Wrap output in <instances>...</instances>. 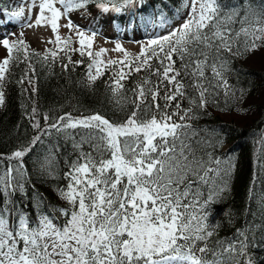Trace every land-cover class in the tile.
Here are the masks:
<instances>
[{"label": "snow or ice", "instance_id": "snow-or-ice-1", "mask_svg": "<svg viewBox=\"0 0 264 264\" xmlns=\"http://www.w3.org/2000/svg\"><path fill=\"white\" fill-rule=\"evenodd\" d=\"M137 2L22 0L15 10L0 12L9 22L24 21L27 28L50 26L55 39L47 43L56 49L31 53L49 69L58 58L63 69L71 70L88 57L89 86L111 72L106 82L111 101L123 113L121 119L98 111L43 113L42 125L32 108L35 135L10 155L0 154V264H257L244 230L237 229L231 240L214 239L219 225L211 220L212 205L227 191L226 177L234 165L206 150L212 145L193 121L221 94L242 98L229 83L231 61L264 47V5L183 0L173 17L161 14L158 22H147L163 29V35L155 33L135 55L116 43L113 51L123 57L107 60L102 56L108 49L93 50L96 31L88 34L70 16L87 12L90 4L119 13ZM185 12L183 22L173 26ZM62 17L66 24L60 23ZM61 27L69 29L68 36L59 35ZM21 37L23 32L16 40L0 38L7 53L0 59V105L13 60L27 64L18 81L31 85L24 91H36L29 45ZM72 53L81 59L73 61ZM133 75L139 79L129 89ZM53 131L71 147L64 160V184L55 188L61 206L50 205L31 184L25 163ZM64 146L53 144L40 162L53 179L61 178L56 157Z\"/></svg>", "mask_w": 264, "mask_h": 264}, {"label": "trees", "instance_id": "trees-1", "mask_svg": "<svg viewBox=\"0 0 264 264\" xmlns=\"http://www.w3.org/2000/svg\"><path fill=\"white\" fill-rule=\"evenodd\" d=\"M181 1L139 2L138 0L134 6L125 7L119 13L113 11L105 13L95 4H90L87 12L83 10L75 12L82 19H86L89 26L96 24L103 31H109L123 18H132L130 25L133 28L146 30L148 20H143L144 15L155 18L160 17L161 14L170 16L179 8ZM223 2L227 5L239 6H244L247 2L256 6L264 5V0H223ZM14 6L15 0L12 4L10 0H0V12L4 10L11 12L15 10ZM126 23L127 21L124 22V26ZM33 52L39 51L29 48V60L35 67L32 79L36 91L25 92L24 89L30 88L31 85H21L18 82L27 67L23 62L13 60L10 73L4 81V104L0 105V154L10 155L21 144H27L35 135L30 117L33 107L37 108V119L42 125L43 113L58 116L71 112L76 116L98 111L110 119L122 118L123 113L115 109L106 83L111 72H105L89 86L85 76L87 57L83 58L84 64L77 65L71 70L63 69L62 61L58 58L49 69L48 65L43 63L41 56L31 55ZM250 54L232 59V71L228 75L230 85L237 90V97L242 95V98H226L223 94L219 95L216 97V103L210 102L206 110L197 112L198 118L193 123L200 131L201 137L212 145L206 150L212 152L221 161L230 160L234 165L230 175L226 177L227 191L212 205L211 220L219 225L214 239L231 240L235 237L237 229H242L251 241L249 253L257 264H264V202H262L264 200V66L249 64L246 58ZM13 55L15 56V53ZM71 58L73 61L81 59L79 54L77 56L71 54ZM63 63L67 61L64 60ZM138 79V75L129 77L126 87L132 88ZM184 106H188L187 101L184 102ZM231 113L240 115L241 120H235ZM57 143L65 146L60 149L56 157V167L61 173V178L53 179L41 170L40 162L43 161L49 148ZM70 151V143L53 131L25 158L31 184L43 193L50 205L61 206L64 203L58 197L55 188L64 184L62 179L65 170L64 160ZM220 167L227 168V164L222 163ZM253 182H255L253 195L250 196L249 189L253 188ZM29 192L31 193V189ZM252 244L257 246L253 247Z\"/></svg>", "mask_w": 264, "mask_h": 264}, {"label": "rangeland", "instance_id": "rangeland-1", "mask_svg": "<svg viewBox=\"0 0 264 264\" xmlns=\"http://www.w3.org/2000/svg\"><path fill=\"white\" fill-rule=\"evenodd\" d=\"M11 4L14 2V0H10ZM22 3V0H15V6L14 8H18ZM183 3V0L181 1L179 8H181V5ZM25 16L28 15L27 12V5L25 4ZM59 7V5H57ZM39 12V8L36 7L32 10L31 14V20L34 21L36 19V15ZM176 12V11H175ZM175 12L168 16L173 17ZM187 13L185 12L179 19H175L173 21V26L179 25L183 22L184 15ZM71 19L74 22V24H78L81 26V29L88 32V34L91 33L92 30L96 31V36L94 37L93 41V50H98L99 48L103 47L108 49L109 51L105 54H103L102 59L107 60L109 58H117L123 57L122 52L113 51L115 48L116 43H120L124 49H126L130 54L135 55L139 52L140 47L142 44H145L148 39L152 38L155 33L164 34V30L160 28H153L150 23L147 24L146 27H148L146 30H140L138 28H133V26L130 25V22L132 21V18H123L117 25L112 26V28L109 31H103L100 27H97L96 24L90 25L89 22L85 19H82L75 11L70 13ZM147 19L148 21H157L159 20V17L154 16H143V20ZM154 19V20H153ZM127 21L126 25L124 26V22ZM61 24H66L67 19L62 17L60 20ZM116 24V22H114ZM118 27V28H116ZM121 28H123L121 30ZM126 28V29H125ZM128 29V30H127ZM134 30V31H133ZM23 32L22 39L25 40L26 44L29 45V48H32L36 51H39L40 53L45 51L46 48H56L57 45L55 43H47L49 39H55V36L53 32L51 31L50 26L47 27H39L34 26L33 28H27L24 26V21L16 22L8 21L7 16H0V38H7L10 41L16 40L18 37H20V33ZM59 35L63 38L69 35V29L66 27H61L59 29ZM72 40L76 41L77 37L75 34H72ZM62 46V44L60 45ZM73 47H78V44H73ZM5 55H7L6 50L3 48V46H0V59H2ZM73 56H77L78 53H72ZM88 58V57H87ZM75 59V58H74ZM247 62L251 65H255L258 67L264 66V47L259 48L258 50H255L251 52V54L246 58ZM89 63V59H88ZM86 76V73H85ZM87 77V76H86ZM231 116L234 117L235 120L240 121L241 116L231 113Z\"/></svg>", "mask_w": 264, "mask_h": 264}]
</instances>
